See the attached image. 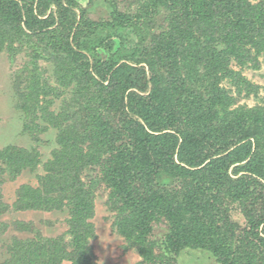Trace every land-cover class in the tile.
<instances>
[{
    "label": "trees",
    "instance_id": "16d2710c",
    "mask_svg": "<svg viewBox=\"0 0 264 264\" xmlns=\"http://www.w3.org/2000/svg\"><path fill=\"white\" fill-rule=\"evenodd\" d=\"M2 52L25 57L12 76L25 129H52L57 147L44 175L36 147L0 149V213L4 176L28 171L38 185H21L14 207L53 211L67 230L17 222L34 235L14 236L1 264H97L103 188L147 263L201 249L264 264V103H241L259 95L244 72L264 61V0H0Z\"/></svg>",
    "mask_w": 264,
    "mask_h": 264
},
{
    "label": "rangeland",
    "instance_id": "374dc122",
    "mask_svg": "<svg viewBox=\"0 0 264 264\" xmlns=\"http://www.w3.org/2000/svg\"><path fill=\"white\" fill-rule=\"evenodd\" d=\"M128 3L129 0H120ZM25 57L19 55L18 60L13 64L9 60L8 52L0 53V149H6L9 145H18L31 149L36 147L41 153V162L38 165V174H45L44 164L53 159V151L56 149L55 132L52 129L40 132L33 129L38 140H33L27 129H25L24 115L14 108V88L12 84L13 73L20 69ZM48 65V64H46ZM244 74L254 83L260 85L259 95H251L248 99H242L241 103H248L250 106L264 103V61L258 70L246 69ZM38 133V134H37ZM35 137V136H34ZM23 184L38 185L35 174L28 171L23 172L15 179L4 176L1 184L2 200L9 205V209L0 213V222L7 225V229L0 232V264L10 255L7 246L12 242L14 236L19 238L32 237L34 233L20 230L16 223H31L35 228L41 230L44 235L57 236L67 230L63 216L51 211L40 210H18L14 207L17 199V191ZM108 191L100 189L96 194L95 214L91 220L95 225L97 237L91 241L97 264H150L134 249L127 246L126 239L113 226L114 218L108 210L106 201ZM234 219L244 223L241 214L234 213ZM165 224L155 225L152 238L161 239L165 234ZM158 254L159 249L155 250ZM63 264H72L64 261ZM178 264H220L206 251L201 249H185L178 256Z\"/></svg>",
    "mask_w": 264,
    "mask_h": 264
}]
</instances>
